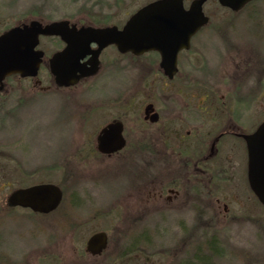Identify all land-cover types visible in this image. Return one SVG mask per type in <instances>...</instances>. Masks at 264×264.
Listing matches in <instances>:
<instances>
[{"label": "rangeland", "instance_id": "1", "mask_svg": "<svg viewBox=\"0 0 264 264\" xmlns=\"http://www.w3.org/2000/svg\"><path fill=\"white\" fill-rule=\"evenodd\" d=\"M151 1L0 0V23L12 27L67 19L120 27ZM190 2L183 0L186 8ZM202 10L209 24L181 54L180 74L187 83L202 86L223 76L242 79L234 81L236 92L250 100V112L263 120L264 0H251L238 11L207 0ZM61 47L54 37L40 38L45 62ZM236 50L242 52V68L228 58ZM111 53L110 48L103 52ZM117 56L73 87L51 86L46 63L37 78L47 89L32 90L28 80L17 77L9 81L10 90L0 97V264H264V206L248 186L246 158L233 169V177L218 175L211 182L221 200L218 207L203 198L195 209L188 203L180 211L154 209L147 202L146 184L164 178L162 164L151 169L145 155L132 163L98 157L94 139L99 129L129 107L113 105L115 98L161 95L152 72H135L128 66L130 57ZM196 83L185 92H212ZM214 86L213 92L226 93L225 85ZM134 105L131 118L138 115ZM37 183L61 188L62 202L52 213L7 207L10 191ZM97 231L107 233L108 243L102 254L92 256L85 243Z\"/></svg>", "mask_w": 264, "mask_h": 264}, {"label": "flooded vegetation", "instance_id": "2", "mask_svg": "<svg viewBox=\"0 0 264 264\" xmlns=\"http://www.w3.org/2000/svg\"><path fill=\"white\" fill-rule=\"evenodd\" d=\"M209 21L208 17L205 25H208ZM22 23L24 22L14 26ZM69 24H75L76 28L83 25L71 21H69ZM204 26L190 38L189 48L191 47V40L203 30ZM12 27H4L0 23V35ZM220 36L223 37L222 34ZM43 37H54L62 44L60 49L64 47V42L57 35ZM40 38L41 36L39 37V44ZM39 44L36 49H39ZM91 47L95 48L96 46L91 44ZM109 48L114 51V54L111 53V56L103 54ZM189 48L177 52L176 71L169 77L164 74L160 67V55L157 51H147L140 54L121 53L114 45H108L99 53L97 72L83 77L75 85L69 86H76L81 81L95 76L105 62L112 65L115 58H120L117 53L120 56L130 57L128 66L135 69V72L145 73L148 76L152 72V79L155 83L160 81L161 95L157 92H154V94L147 93L140 100L129 94L125 98L119 96L114 99L113 105L122 107L126 104L129 105L128 110L112 118L103 124L101 128L113 121L121 123V135L124 138V145L120 149L112 153H100L96 149L97 135L94 139V149L100 158H114L120 162L132 163L138 158L144 160L143 155H145V161L148 162L151 169L157 163L164 166V178L155 183L153 178L149 177L151 179L146 184L149 187L146 193L147 202L154 209L170 208L182 211L185 210L188 203H191V207L195 209L196 204H201L203 198L209 199L218 207L221 200L214 196L210 186L211 182L218 175L225 177L229 174L232 176L233 169L239 168L241 163L244 162V158H246L245 165L247 169V148L244 135L255 131L264 120H260V115L256 117L252 114L250 112V100L248 98L241 99V94L236 92L239 86H236L237 84L234 81L242 83L243 81L240 78L223 76L219 82L212 79L210 84H203V86L201 82L196 83L192 80L187 83L188 79L180 74L181 54ZM102 54L104 55L103 59H101ZM148 54H151V57ZM220 54L222 55L223 52H220ZM241 55L242 52L238 50L230 53V55L228 54V58L235 62V67H243L240 63ZM89 58L90 55H86L81 59V62H86ZM44 63L48 66V60L47 62L44 61L43 54L40 67ZM158 75H160V80L157 78ZM15 77L28 80L32 90L36 88L44 90L50 87H42L37 76L19 77L17 74H13L3 80L0 97L10 90L9 81ZM190 83L193 85L196 83L197 86L204 87L208 91L212 90V92L186 93V86ZM218 84L225 85L226 93L213 92L216 87L210 86ZM53 85L56 88H61L54 83L53 76H51V86ZM152 90L154 91V87L150 91ZM228 96L231 97V100L227 99ZM134 102V106L138 109V115L131 118L128 113L133 114V108L129 109ZM128 119L131 122L129 124ZM137 124L140 126L138 127ZM224 164H226V168ZM222 206L224 210H227L225 203H222Z\"/></svg>", "mask_w": 264, "mask_h": 264}, {"label": "water", "instance_id": "3", "mask_svg": "<svg viewBox=\"0 0 264 264\" xmlns=\"http://www.w3.org/2000/svg\"><path fill=\"white\" fill-rule=\"evenodd\" d=\"M207 0H191L184 7L183 0H153L132 13L119 28L116 25L76 28L68 20L43 23L30 20L14 26L0 35V90L3 80L10 75L36 77L43 51L36 49L40 36L57 35L64 47L48 59V68L59 87L75 85L79 79L93 75L99 68V53L108 45L121 52L140 54L157 51L160 67L171 77L176 71V55L189 48L190 38L202 27L208 17L202 7ZM251 0H217L231 11H238ZM95 44V48L91 47ZM86 55V62L81 59ZM122 126L113 121L100 129L96 136V149L112 153L124 145ZM247 148V182L259 203L264 206V120L250 134L244 135ZM63 193L54 183H39L16 188L6 197L9 207L28 208L35 213L47 214L61 203ZM107 233L97 231L85 243V251L100 255L106 248Z\"/></svg>", "mask_w": 264, "mask_h": 264}]
</instances>
